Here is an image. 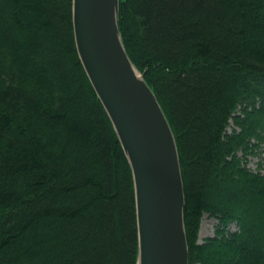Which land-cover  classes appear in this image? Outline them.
Listing matches in <instances>:
<instances>
[{"label":"trees","instance_id":"trees-1","mask_svg":"<svg viewBox=\"0 0 264 264\" xmlns=\"http://www.w3.org/2000/svg\"><path fill=\"white\" fill-rule=\"evenodd\" d=\"M117 24L175 137L188 264H264V176L245 165L264 152V0H119ZM137 257L130 164L72 0H0V264Z\"/></svg>","mask_w":264,"mask_h":264},{"label":"water","instance_id":"water-1","mask_svg":"<svg viewBox=\"0 0 264 264\" xmlns=\"http://www.w3.org/2000/svg\"><path fill=\"white\" fill-rule=\"evenodd\" d=\"M118 7L119 0H72L76 49L130 164L137 264H188L175 137L154 92L125 51Z\"/></svg>","mask_w":264,"mask_h":264},{"label":"rangeland","instance_id":"rangeland-1","mask_svg":"<svg viewBox=\"0 0 264 264\" xmlns=\"http://www.w3.org/2000/svg\"><path fill=\"white\" fill-rule=\"evenodd\" d=\"M233 126L232 122H230L228 126V130H230ZM246 167L249 168L252 171H259L260 174L264 176V152L260 151L257 154L248 155L246 157ZM217 221L215 218L210 217L207 214H204L200 226V232H199V241H203L205 237L213 236L215 232V225ZM230 229H235V224H231Z\"/></svg>","mask_w":264,"mask_h":264},{"label":"bare ground","instance_id":"bare-ground-1","mask_svg":"<svg viewBox=\"0 0 264 264\" xmlns=\"http://www.w3.org/2000/svg\"><path fill=\"white\" fill-rule=\"evenodd\" d=\"M73 26V25H72ZM73 37H74V32H73ZM74 40H75V38H74ZM92 85V84H91ZM93 87V86H92ZM94 89V88H93ZM156 99H157V101H158V98L156 97ZM158 103H159V101H158ZM159 105H160V103H159ZM161 106V105H160Z\"/></svg>","mask_w":264,"mask_h":264}]
</instances>
